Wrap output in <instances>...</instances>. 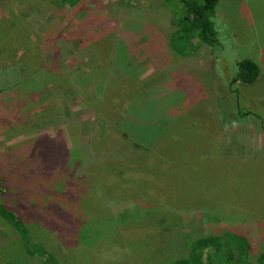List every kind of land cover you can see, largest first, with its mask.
Masks as SVG:
<instances>
[{"label": "rangeland", "instance_id": "obj_1", "mask_svg": "<svg viewBox=\"0 0 264 264\" xmlns=\"http://www.w3.org/2000/svg\"><path fill=\"white\" fill-rule=\"evenodd\" d=\"M217 12L230 37L213 58L171 47L162 0H0V201L56 264H173L225 232L245 235L259 264L264 0ZM245 59L261 76L236 95L228 82ZM43 138L45 161L22 157ZM33 172L21 190L35 197L9 194ZM43 263L0 219V264Z\"/></svg>", "mask_w": 264, "mask_h": 264}, {"label": "trees", "instance_id": "obj_2", "mask_svg": "<svg viewBox=\"0 0 264 264\" xmlns=\"http://www.w3.org/2000/svg\"><path fill=\"white\" fill-rule=\"evenodd\" d=\"M59 1L65 6L68 4L74 5L76 2V0ZM162 1L168 8L170 24L177 29L171 37V47L183 56H191L198 48L206 46L211 51L213 58H215L214 54H216V52H213L211 48H215L220 42L230 37V35L226 33V31L229 30L226 27L225 29L221 28L223 23L217 12V7L221 0ZM213 60L212 65L215 67V61ZM260 76L261 67L256 61L251 59L240 60L237 62L236 72L232 71L231 80L228 82L229 90L231 93L238 95L239 85H252L259 80ZM248 115L249 112L241 111L239 118L245 119ZM45 141L53 142V140L40 139L31 147L27 148L25 155L22 157L33 160L34 157L32 156L37 153L36 155H39L45 161L49 154L47 151L48 149H42ZM139 145L142 146L145 144H138V148L141 149L142 147ZM107 164L111 163L107 162ZM132 165L133 163L127 166L131 168ZM124 167L125 165L119 167L121 174H126L123 169ZM15 177H17V179L14 181L20 182V177L17 175H15ZM34 177V172L32 175L26 174L23 177V181L19 184V190L15 192V189L9 188V194L18 196L22 200H31L36 194L29 190H21V184L24 181H30ZM101 199L103 198L101 197ZM102 201H105V199ZM19 203V207H21V201H19ZM31 207L36 208L37 205H32ZM29 217L35 219V221L44 220L39 212L37 216L32 213L29 214ZM0 219L12 227L16 233L17 241L27 255L41 257L44 260L43 264H56V260L42 245L32 243L29 227L27 226L25 218H23L16 209L1 201ZM250 249V242L245 235L238 232H225L223 234L197 240L192 246L190 255L187 258L175 261L173 264H255L250 260ZM258 262L259 264H264V252L259 255Z\"/></svg>", "mask_w": 264, "mask_h": 264}]
</instances>
